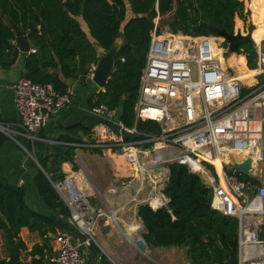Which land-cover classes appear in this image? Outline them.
<instances>
[{
    "label": "built area",
    "instance_id": "2783aa9c",
    "mask_svg": "<svg viewBox=\"0 0 264 264\" xmlns=\"http://www.w3.org/2000/svg\"><path fill=\"white\" fill-rule=\"evenodd\" d=\"M253 41L257 62L254 81L247 84L223 66L226 50L218 53L212 36L181 31L153 35L140 74L134 125H125L117 109L99 103L89 108L98 120L94 138L76 144L122 154L137 183L133 195L152 209L168 200L162 192L168 165L188 166L211 189V207L237 219V264H264V41ZM11 44L18 47L15 39ZM236 52L246 56L241 46ZM94 69L92 65L86 73L91 82ZM8 87L19 114L18 131L4 124L0 131L13 139L20 135L32 145L40 141L37 134L51 114L70 105L75 95L73 85L60 92L51 83L25 77ZM139 120L155 121L160 132L139 131ZM230 152L241 159L229 160ZM247 159L251 165L246 176L232 165ZM51 184L69 209V229L55 234L56 248L46 259L51 264H86L91 245H97V220L104 212L95 209L73 178ZM106 214L116 220L115 211Z\"/></svg>",
    "mask_w": 264,
    "mask_h": 264
},
{
    "label": "trees",
    "instance_id": "16d2710c",
    "mask_svg": "<svg viewBox=\"0 0 264 264\" xmlns=\"http://www.w3.org/2000/svg\"><path fill=\"white\" fill-rule=\"evenodd\" d=\"M252 1L256 8H264V0ZM245 9L244 0H0V66L9 68L19 52L11 44L16 38L5 15L19 25L30 46L36 49L26 54L22 77L51 83L60 92L68 85L66 79L85 80L88 65L97 62V47L108 49L122 35L113 72L104 88L90 98L89 108L103 103L117 109L125 125L133 126L141 70L152 36L162 32L161 19L174 16L169 25L172 31L190 35H209L215 29L234 34L238 27L246 34L249 28L243 27L248 18ZM237 19L240 22L236 24ZM262 28L264 31V17ZM215 34L220 36L217 31ZM242 47L253 69L252 44ZM241 56L238 53V58ZM135 125L142 132H160L159 125L152 120H139ZM82 129L85 134L91 130ZM5 139L0 131V147ZM21 141L37 156L36 148L41 142L32 145L28 139ZM74 150L73 145H53L52 152L37 156L42 170H37L33 180L50 210L48 214L28 208L23 200L24 188L7 185L0 178V231L6 254L0 257V264H25L23 256L29 257L27 264H51L46 259L52 251L50 236L58 229H69V209L51 181L65 178L61 170L63 161L77 168ZM168 168L169 178L162 191L168 199L166 204L156 209L147 203L137 206L145 243L151 247H187L189 264H237V219L211 207V189L188 166L173 162ZM22 228L38 233L42 242L28 249L20 235ZM91 247L99 255V264H112L95 244Z\"/></svg>",
    "mask_w": 264,
    "mask_h": 264
},
{
    "label": "crops",
    "instance_id": "0c3cea01",
    "mask_svg": "<svg viewBox=\"0 0 264 264\" xmlns=\"http://www.w3.org/2000/svg\"><path fill=\"white\" fill-rule=\"evenodd\" d=\"M245 7L248 16V7ZM130 15L129 13L128 16ZM4 18L9 23L5 16ZM78 20L88 35L85 23L80 17ZM238 21L240 22L237 19L236 24ZM261 37L264 41L263 35ZM117 39L122 44V35L118 36ZM28 44L30 48H33L29 41ZM28 53L19 51L15 62L9 68L0 66V124L8 125L15 131H18L16 123L19 121V114L14 104L13 92L8 86L22 77L24 59ZM92 65L95 66L96 64H89L87 69L89 70ZM235 71L240 79L250 84L240 69L236 68ZM250 78L253 82V78L251 76ZM65 81L75 88L73 101L70 105L53 112L46 125L38 132L39 142L42 144L36 148V153L41 158L52 152L53 145L75 146L73 158L79 168L75 169L71 162L63 161L61 170L65 178L74 179L76 188L88 196L99 213L104 212L97 220L95 231L97 250L105 255L112 264H189L186 258L187 247H151L146 244L147 249L140 250L136 246L135 241L140 230L128 229L133 224L143 226L137 217V206L142 201L133 195L136 185L118 177L119 172L125 174L126 169L120 168L116 171V166L113 163H102L98 155L100 151L76 146L79 142L92 140L95 128L99 129L96 116L89 111V100L100 89L88 79L77 78L66 79ZM82 128H91L90 133L85 134ZM21 139L25 138L20 135L14 139L6 136L3 145L0 147V178L7 185L24 188L23 200L28 208L42 214H48L50 210L40 196L33 180L41 166L35 154L34 158L30 156ZM76 140L78 142H75ZM237 159L240 160L238 157ZM20 180H22V185H19ZM107 210L115 211V221L107 216ZM59 230L61 229H58L57 232ZM144 232L145 229H143ZM55 234L51 235L49 240L51 252L56 248ZM20 235L26 242L28 249L33 244L41 243L43 240L38 233H29L26 228L21 229ZM0 257H6L1 231ZM23 257L28 263L29 257ZM86 260V264H99V255L94 252L92 247Z\"/></svg>",
    "mask_w": 264,
    "mask_h": 264
},
{
    "label": "water",
    "instance_id": "95a60500",
    "mask_svg": "<svg viewBox=\"0 0 264 264\" xmlns=\"http://www.w3.org/2000/svg\"><path fill=\"white\" fill-rule=\"evenodd\" d=\"M5 17L9 21V23L12 27V30L14 31V35H15V38H16L17 43H18L19 51L24 52V53L29 52L30 47H29V44L27 41V37L23 34L19 25L14 23L12 21V19L9 17V15H5ZM174 19H175L174 16L169 17V18H165V19L160 21V24L161 25H165V24L170 25V23ZM255 27H256V24L253 21L251 22V20H249V27H248L249 28V34H247L246 36H243L241 38L239 37L238 40H237V38L233 37L234 34L227 33L224 30H216V31L221 33L222 35H224L226 37L231 38V41L228 42L229 51L230 52H236L238 50L239 46H241L245 43H249V42L253 43V36L251 38V32L253 29H255ZM120 45H121V43L116 38V40L113 42V44L108 49L97 47L98 59H97L95 69L93 72L92 83L98 89H103L105 84L107 83L108 79L110 78V76L113 72L114 66H115L116 55L119 51ZM250 165H251V160L247 159L241 163L236 162L232 166L235 169H237L241 174L247 176L249 174ZM168 178H169V170L166 174L165 182H167ZM143 229H144V227L141 226V229L138 232V238L135 241L136 246L140 250H146L147 249L146 243L142 237ZM22 259H23L24 263L27 264L25 262V257H22Z\"/></svg>",
    "mask_w": 264,
    "mask_h": 264
},
{
    "label": "rangeland",
    "instance_id": "374dc122",
    "mask_svg": "<svg viewBox=\"0 0 264 264\" xmlns=\"http://www.w3.org/2000/svg\"><path fill=\"white\" fill-rule=\"evenodd\" d=\"M244 1L246 2V0H244ZM245 6H247V5H245ZM245 11H246V9H245ZM170 15L171 14L166 15V16H170ZM247 17L248 18H247L246 22H244V26H243L245 29H248V27H249V16H247ZM161 20H163V19H161ZM161 30L163 32H165V31H172V29L167 24L161 25ZM215 31H216V29L214 30L213 34H209L207 36H214L215 39L219 42L220 46L226 50V52L224 53V58L227 60V58L230 57L231 53H234V55H235L234 56L235 57V61L237 60L236 62L238 64H243L245 66V68L250 72V76L253 78L254 72H253V69H252V65H250V64L247 63L248 62L247 59L249 58V56L247 55V53L244 52L246 54V56H241V58H238V52H230L229 51V47H228L227 40L223 38V36L221 35V33H219L220 36H217L215 34L216 33ZM247 32H248V30H247ZM261 36L262 35H261V32L260 31H256L253 34V38L256 39L258 42L259 41L262 42V39H261L262 37ZM254 42H256V41H253V45H252L253 50H255ZM241 48L244 51L242 45H241ZM226 60H224V62L226 63V65L228 66V68L232 72L236 73V71H235L236 67L233 66L230 63H227ZM253 62L256 65V62H257L256 61V57H254ZM256 79L260 80V78H258V77ZM263 141H264V132H263ZM28 151L30 153V156L34 158V151L32 149H30V148L28 149ZM98 155L100 156V161L102 163H107V162L108 163H113L116 166V171H117V169L120 170V168L121 169H124V170L126 169V173L125 174H123L122 172H119V174H118V177L119 178L122 177L124 180H126L128 182H132L135 185L137 184L136 183V180L133 177V173H132L131 170H129L128 165L126 163V160H125V158H124V156L122 154H120V153H118L116 151L105 150V151L98 152ZM75 165H76V163H75ZM76 167L79 168V166H77V165H76ZM263 169H264V167L262 166V170ZM153 178L156 179V180L158 179V177L157 178L156 177H153ZM96 239H97V237H96ZM25 261H26V259H25Z\"/></svg>",
    "mask_w": 264,
    "mask_h": 264
},
{
    "label": "bare ground",
    "instance_id": "6f19581e",
    "mask_svg": "<svg viewBox=\"0 0 264 264\" xmlns=\"http://www.w3.org/2000/svg\"><path fill=\"white\" fill-rule=\"evenodd\" d=\"M247 4H248V15H249V20H251V22L253 21L255 24H256V27L255 29L252 30L251 32V38L253 36V34L256 32V31H263V28H262V20H263V17H264V8L262 9H258L254 6V3L252 0H248L247 1ZM247 34H249V31L246 33V34H242V31H241V28L238 27L237 31L235 32V34L233 35L234 38H237V40L239 39V37H243V36H246ZM222 35V34H221ZM224 39L227 40V42L231 41V38L229 37H226L224 35H222ZM250 43V42H249ZM212 44L213 46L215 47V49L218 50V53H221L223 48L220 46L219 42L215 39L214 36H212ZM253 45V43H251ZM234 53H231L230 57L227 58L226 62L227 63H230L232 64L233 66H235L237 69H240L244 75H245V79L250 82V84L252 83V81L250 80V72L244 67L243 64H238L236 61H235V57H234ZM223 66H227L226 63L224 62L223 60ZM237 157L239 159L240 158V155L235 153V152H230L228 154V158L229 160L231 161H234V160H238ZM216 165V169H217V172L219 174V176L222 178V174H221V171H220V164L218 162L215 163ZM153 177H156V173L154 172L153 174ZM158 177V175H157ZM156 177V178H157ZM141 226H138V225H131L129 226V230H140Z\"/></svg>",
    "mask_w": 264,
    "mask_h": 264
},
{
    "label": "flooded vegetation",
    "instance_id": "af4514ba",
    "mask_svg": "<svg viewBox=\"0 0 264 264\" xmlns=\"http://www.w3.org/2000/svg\"><path fill=\"white\" fill-rule=\"evenodd\" d=\"M234 34H235V33H234ZM242 34H245V33L242 32Z\"/></svg>",
    "mask_w": 264,
    "mask_h": 264
}]
</instances>
